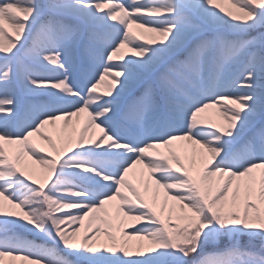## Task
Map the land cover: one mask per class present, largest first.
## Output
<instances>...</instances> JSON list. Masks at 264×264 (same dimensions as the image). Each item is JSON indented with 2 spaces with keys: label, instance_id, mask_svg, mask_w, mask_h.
Listing matches in <instances>:
<instances>
[{
  "label": "snow or ice",
  "instance_id": "1",
  "mask_svg": "<svg viewBox=\"0 0 264 264\" xmlns=\"http://www.w3.org/2000/svg\"><path fill=\"white\" fill-rule=\"evenodd\" d=\"M231 3L0 0V264H264V0ZM209 108L226 126L204 122ZM81 113L63 156L31 142L57 148L45 126L75 132ZM178 140L199 146L198 174ZM141 164L175 219L127 179Z\"/></svg>",
  "mask_w": 264,
  "mask_h": 264
},
{
  "label": "rangeland",
  "instance_id": "2",
  "mask_svg": "<svg viewBox=\"0 0 264 264\" xmlns=\"http://www.w3.org/2000/svg\"><path fill=\"white\" fill-rule=\"evenodd\" d=\"M221 4V7L236 13L238 10L236 7L231 3V0H218ZM7 27V26H6ZM8 31L15 36L14 30L11 28ZM133 31L137 33V36H142L144 40L149 38L155 37V39L159 40L160 37L153 33H147L146 30L138 28L136 25H133ZM131 49L125 48L122 49V52L125 54L130 53ZM104 86L101 87V91H104ZM204 122L207 124L216 123L220 126H226V121H224L219 115L218 112L213 111L212 116H202ZM87 118V113H81L78 117H73L72 120L75 122L76 131H73V125H69L67 130H64L63 121H57L55 124H49L45 126L44 131L50 133L56 142L57 148H53L52 145L45 139H43L39 134H33L30 137V140L33 144L37 146L38 149H43L44 152L50 153L53 156H57L58 158L63 156V149L65 145L69 142V138L73 141L78 138V129L83 126L84 121ZM96 134H99V130L95 129ZM92 130H90L89 135L91 136ZM87 142V141H86ZM173 145L176 150V154L180 156V158L188 165L189 169L193 172L194 175L198 174L200 169L203 167V162L201 161L199 154L193 152V148H199L198 145H192L188 141H174ZM5 147L10 156L15 157L17 151L21 147L20 145H10L5 143ZM59 149V151H57ZM160 153L169 156L172 158V154L166 149L161 148ZM110 155V154H109ZM109 158L108 155H99L93 158L91 163H93L98 168L106 167L107 159ZM22 171L27 172L29 175L33 177V181L39 180L41 183H47V179L43 174V166L36 163L34 158L31 157L30 154H25L22 158ZM194 161V162H193ZM175 164V161L173 160ZM127 179L132 182L136 186V188L140 191L141 195L144 196L145 200L149 204H151L156 211L161 214L164 218H167L169 210L172 208L173 204L176 205V212L173 213V218L175 219L179 213V203L169 200L168 201V208H164V200L166 190H160L159 188V195H156L158 186L155 185L153 182H150L149 174L147 169L143 167V165H137L134 169H132ZM218 179V178H217ZM125 191L129 192V195L132 193L126 188ZM7 205V201H5ZM119 200L110 201L106 208L108 209L109 214L112 217H115L117 206L119 205ZM7 206L5 210H8ZM19 211V209H15ZM128 221L129 225L139 223L138 221H133L130 218H125ZM85 225H87V219L85 220ZM81 236L83 235V229L81 230ZM101 239H106V237L101 234ZM145 244H148L149 241H144ZM7 259V258H6ZM16 264H21L20 261H16Z\"/></svg>",
  "mask_w": 264,
  "mask_h": 264
},
{
  "label": "bare ground",
  "instance_id": "3",
  "mask_svg": "<svg viewBox=\"0 0 264 264\" xmlns=\"http://www.w3.org/2000/svg\"><path fill=\"white\" fill-rule=\"evenodd\" d=\"M213 111H216L217 112V109L216 108H209V109H206L204 113H201L202 116H212V112ZM154 183V182H153ZM155 184V183H154ZM160 190H164L162 188H160Z\"/></svg>",
  "mask_w": 264,
  "mask_h": 264
},
{
  "label": "trees",
  "instance_id": "4",
  "mask_svg": "<svg viewBox=\"0 0 264 264\" xmlns=\"http://www.w3.org/2000/svg\"><path fill=\"white\" fill-rule=\"evenodd\" d=\"M47 183H48V182H47ZM47 183H44V184L46 185Z\"/></svg>",
  "mask_w": 264,
  "mask_h": 264
}]
</instances>
